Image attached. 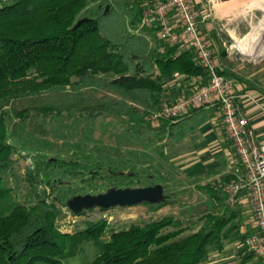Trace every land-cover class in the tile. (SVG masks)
<instances>
[{
	"label": "trees",
	"instance_id": "obj_1",
	"mask_svg": "<svg viewBox=\"0 0 264 264\" xmlns=\"http://www.w3.org/2000/svg\"><path fill=\"white\" fill-rule=\"evenodd\" d=\"M92 4L97 6L90 8ZM81 19L86 20L77 25ZM218 72L225 74L219 68ZM105 74L113 77L102 78ZM209 79V70L197 63L192 49L168 44L160 54L148 37L131 33L127 16L111 0H0V264H63L82 253L87 242L97 248L87 264H203L211 252L221 250L222 236L230 230L224 216L208 213L200 228L187 235H182L185 229L178 217L166 215L145 225L131 224L106 238L105 220L63 232L56 225L60 209L54 202L39 198L30 205L15 203L3 186L15 152L8 117L23 120L31 113L71 111L93 117H144ZM87 86L104 87L113 95L95 97L81 90ZM190 113L178 121H164L159 128L177 140L212 117L203 106ZM172 202L167 198L145 204L160 209ZM241 241L239 252L254 256L247 250L246 236Z\"/></svg>",
	"mask_w": 264,
	"mask_h": 264
},
{
	"label": "rangeland",
	"instance_id": "obj_2",
	"mask_svg": "<svg viewBox=\"0 0 264 264\" xmlns=\"http://www.w3.org/2000/svg\"><path fill=\"white\" fill-rule=\"evenodd\" d=\"M2 1L8 3L13 0ZM126 2L111 0L120 11L125 9ZM191 2L200 18L199 8ZM223 2L235 5L239 14L224 18L222 23L230 18L238 19L241 34L253 31L251 40H242L247 47L236 43L237 47L231 50L232 55L245 63L258 62L254 56L257 49L264 53V0H207L206 9L209 5ZM96 6L92 4L89 7ZM200 27L204 32L202 25ZM101 77L111 79L113 75ZM81 90L95 97L113 95L101 86H87ZM136 109L140 113L143 111L138 105ZM149 115L100 114L93 117L86 111H71L48 116L31 113L23 120L8 117V135L15 152L11 169L3 175V186L9 191L10 201L30 205L39 198H45L54 202L60 209L56 225L63 232L73 233L86 228L89 222L105 220L106 238H109L112 232L128 228L131 224L145 225L166 215H174L181 220L185 229L182 235L197 231L202 223L199 218L204 205L202 193L188 194L185 191L187 185H181L184 188L181 192L172 190L179 187L172 182L173 173L176 168L182 170L185 163L176 166L171 159L173 151H170L172 142L169 135L159 128L162 122L150 121ZM155 184L163 185L165 194L177 205L164 209L147 204L117 206L108 210L95 208L82 215L74 214L67 205L69 199L78 195H97L110 188ZM96 253V246L87 242L82 253L63 260V264H87Z\"/></svg>",
	"mask_w": 264,
	"mask_h": 264
},
{
	"label": "crops",
	"instance_id": "obj_3",
	"mask_svg": "<svg viewBox=\"0 0 264 264\" xmlns=\"http://www.w3.org/2000/svg\"><path fill=\"white\" fill-rule=\"evenodd\" d=\"M192 1L201 12L200 25L210 38L214 59L219 69L225 74L233 75L232 78L236 81L235 91L241 114L248 119L256 138L264 139V53H260L261 49H257L254 56L257 58L255 61L258 62L245 63L233 56L231 52L233 47H237L236 43L243 44L242 40H251L253 31L241 34L238 19L230 18L229 21L222 23L224 18L238 13L232 3L209 5L206 9L207 0ZM152 4V0H127L125 9L121 11L127 15L130 27L138 22L141 11ZM148 39L150 44L157 41L153 33L148 35ZM245 43L243 45L247 47ZM203 107L212 113L208 121L181 139L175 140L169 137L172 142L170 151L174 153L171 159L176 166L179 163H185L182 170L176 168L173 173L172 182L177 183L179 187L172 190L181 192L184 190L181 185H187L185 191L188 194L195 191L202 193L204 205L199 217L202 221L201 225L205 222V216L208 213L229 219L227 227H230V230L222 236L223 248L211 252L209 260L203 264L216 262L218 264H261L255 256L247 258V252H239L241 236L244 235L247 238L256 230L252 205L250 199L244 194H241L234 204L229 203L227 189L239 166L238 158L225 133L219 107L214 105ZM177 170H179L178 173ZM217 187L220 188L218 192ZM173 203L162 208L177 205Z\"/></svg>",
	"mask_w": 264,
	"mask_h": 264
},
{
	"label": "built area",
	"instance_id": "obj_4",
	"mask_svg": "<svg viewBox=\"0 0 264 264\" xmlns=\"http://www.w3.org/2000/svg\"><path fill=\"white\" fill-rule=\"evenodd\" d=\"M130 32L148 37L155 34L151 47L162 54L164 46L178 45L195 52L197 63L210 72L207 83L187 96L165 101L148 119L152 122L178 121L192 109L205 105L218 106L223 127L231 141L239 166L228 185L230 204L244 194L251 202L256 230L246 238L248 252L264 264V139L258 140L248 119L240 112L236 81L218 72L209 37L200 27V20L191 0H152Z\"/></svg>",
	"mask_w": 264,
	"mask_h": 264
},
{
	"label": "water",
	"instance_id": "obj_5",
	"mask_svg": "<svg viewBox=\"0 0 264 264\" xmlns=\"http://www.w3.org/2000/svg\"><path fill=\"white\" fill-rule=\"evenodd\" d=\"M109 10L106 7L105 12ZM83 20L78 21L79 25ZM135 59H141L133 55ZM168 196L164 192L161 184H155L136 188H110L105 193L97 195H78L68 200L67 205L74 214H79L84 210L100 208L108 210L114 207H131L138 204H156L166 201Z\"/></svg>",
	"mask_w": 264,
	"mask_h": 264
}]
</instances>
